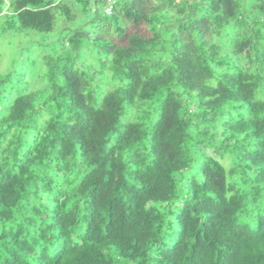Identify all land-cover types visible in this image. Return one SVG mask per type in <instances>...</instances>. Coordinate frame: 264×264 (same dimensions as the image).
Segmentation results:
<instances>
[{
	"label": "trees",
	"instance_id": "1",
	"mask_svg": "<svg viewBox=\"0 0 264 264\" xmlns=\"http://www.w3.org/2000/svg\"><path fill=\"white\" fill-rule=\"evenodd\" d=\"M79 5L0 72V264H264V0H0V42Z\"/></svg>",
	"mask_w": 264,
	"mask_h": 264
},
{
	"label": "rangeland",
	"instance_id": "2",
	"mask_svg": "<svg viewBox=\"0 0 264 264\" xmlns=\"http://www.w3.org/2000/svg\"><path fill=\"white\" fill-rule=\"evenodd\" d=\"M71 3H74V0H70ZM72 7L75 5L71 4ZM76 6V5H75ZM74 8V7H73ZM99 10H102V6H98ZM75 10L79 11V17L73 23L64 25V23L58 18V25L56 32L52 35H43L32 33L29 36H25V34H12L7 33L4 37H2L0 42V72L4 74L7 73L11 69V63L14 58H17L21 52L25 54L28 52L26 48L30 47L33 41H43L44 39L52 40L55 36L59 34V31L64 27H69L71 29H75L78 26H82L84 31H90L92 28L91 24H84V22H89L93 18V14H95V7H91L88 13L83 12L82 5L77 6ZM26 49V50H25ZM44 54V53H43Z\"/></svg>",
	"mask_w": 264,
	"mask_h": 264
},
{
	"label": "built area",
	"instance_id": "3",
	"mask_svg": "<svg viewBox=\"0 0 264 264\" xmlns=\"http://www.w3.org/2000/svg\"><path fill=\"white\" fill-rule=\"evenodd\" d=\"M107 1H108V3L110 4V5H109V8L107 9V11H108V13H110L111 10H112V9H111V8H112V5L115 3L116 0H107Z\"/></svg>",
	"mask_w": 264,
	"mask_h": 264
},
{
	"label": "clouds",
	"instance_id": "4",
	"mask_svg": "<svg viewBox=\"0 0 264 264\" xmlns=\"http://www.w3.org/2000/svg\"><path fill=\"white\" fill-rule=\"evenodd\" d=\"M108 2V1H107Z\"/></svg>",
	"mask_w": 264,
	"mask_h": 264
}]
</instances>
